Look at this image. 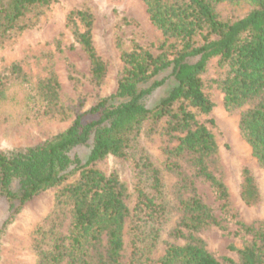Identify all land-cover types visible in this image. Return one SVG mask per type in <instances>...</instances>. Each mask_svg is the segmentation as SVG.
Segmentation results:
<instances>
[{
  "label": "trees",
  "instance_id": "trees-1",
  "mask_svg": "<svg viewBox=\"0 0 264 264\" xmlns=\"http://www.w3.org/2000/svg\"><path fill=\"white\" fill-rule=\"evenodd\" d=\"M56 1L0 0V47L36 25ZM218 1L143 0L149 20L163 38L148 45L132 41L125 49L117 36L123 66L115 91L77 113L63 131L32 146L0 149V198L7 202L3 227L27 200L54 186H58L56 205L70 215L65 234L56 228L58 215L49 230L40 226L34 230L35 264H222L193 234L220 225L227 215L235 216L225 184L210 168L218 150L216 140L198 119L213 107L203 73L215 57L224 74L212 81L223 91L226 108L254 102L241 112L238 127L264 168V0H252L248 12L227 20L215 9ZM93 24L87 8H70L65 15V26L88 57L90 81L98 90L105 82L107 64L93 43ZM56 48L62 51L59 40ZM11 74L20 75L17 64L10 73L0 72V96ZM36 88L30 102L36 114L66 119L55 73L40 79ZM161 123L163 133L177 139L173 147L165 148V166L180 177V189L189 192L178 197V218L168 232L185 242H167L162 252L161 229L170 218L171 205L165 198L161 168L145 141ZM78 148L87 150L85 159L75 153ZM107 155L130 166L131 193L115 171L105 174L95 166ZM171 157L183 158L191 174ZM197 178L207 182L220 201L222 218L196 193ZM240 194L248 206L261 200L246 165L241 169ZM236 224L235 234L251 235L237 249L239 264H264V220L258 225Z\"/></svg>",
  "mask_w": 264,
  "mask_h": 264
},
{
  "label": "rangeland",
  "instance_id": "rangeland-1",
  "mask_svg": "<svg viewBox=\"0 0 264 264\" xmlns=\"http://www.w3.org/2000/svg\"><path fill=\"white\" fill-rule=\"evenodd\" d=\"M252 6V0H221L215 3L216 11L224 20L241 17ZM70 8H87L94 16L93 43L107 64L105 82L98 90L90 81L88 57L75 41L71 30L65 26V15ZM117 36L125 49L131 48L132 41L148 45L163 38L161 31L149 20L143 0H57L44 11L36 25L13 35L5 42L0 47V72L10 73L12 65L17 64L20 75H10L0 96V149L8 151L39 143L67 128L77 113L89 109L100 96L114 92L123 66L120 49L116 46ZM57 40L61 52L56 48ZM216 61L215 57L211 58L203 73L204 90L212 100L213 107L209 113L199 115L198 119L210 128L216 140L218 150L210 168L225 184L229 193L230 213L235 216L222 218L220 201L208 183L197 178L196 193L222 220L221 226L202 227L193 234L222 264H239L237 249L251 235L235 234L236 221L258 225L264 220V168L253 156L250 145L238 127L241 112L254 102L233 109L226 108L223 91L212 81L224 74V68L218 67ZM50 72L55 73L59 82L58 96L67 113L64 120L39 116L36 108L30 105L38 81ZM209 119L213 122L210 123ZM162 125L159 124L156 131L145 140L148 151L161 168L165 198L171 205L170 218L161 229L160 252L167 242H185V239L174 238L168 232L178 218L175 206L178 197L189 194L187 190L180 189L178 174L165 166V148L173 147L177 139L164 134ZM75 153L82 159L87 156L85 148L75 149ZM170 159H177L184 172L191 174L192 169L183 158ZM245 165L251 169L261 195L260 202L253 206L246 205L240 194L241 169ZM95 166L105 174L115 171L127 193H131L132 172L126 162L107 155L97 160ZM76 176L74 174L69 181ZM57 189L58 186L50 187L31 197L5 227L2 225L7 216V202L0 198V264H35L36 254L32 246L34 230L38 226L49 230L54 226L57 215V230L67 233L70 215L56 205ZM125 200L129 203V197ZM47 242L50 240L47 239ZM105 243L103 235L102 244Z\"/></svg>",
  "mask_w": 264,
  "mask_h": 264
}]
</instances>
